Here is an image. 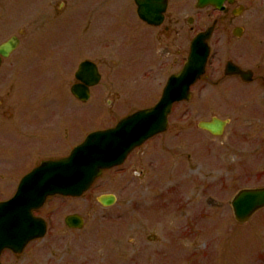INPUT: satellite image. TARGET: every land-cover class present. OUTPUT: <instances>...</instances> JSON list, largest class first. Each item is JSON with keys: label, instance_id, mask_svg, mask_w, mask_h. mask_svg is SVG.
I'll return each mask as SVG.
<instances>
[{"label": "flooded vegetation", "instance_id": "obj_1", "mask_svg": "<svg viewBox=\"0 0 264 264\" xmlns=\"http://www.w3.org/2000/svg\"><path fill=\"white\" fill-rule=\"evenodd\" d=\"M70 1V5L66 0H58V4L69 8L78 1L89 3L88 0ZM95 1L97 7L87 9L82 27L75 35V49L91 52L90 57H85L78 66L84 61L95 65L101 87L99 96L116 95L119 99L118 93H113L115 85L129 83L131 94L156 99L152 107L161 98L169 79L179 76V89L187 100L173 104L168 118L170 123L175 112L180 114L176 139L168 140L170 146L176 148L174 158L192 163L191 166L197 164L199 144L186 137L203 133L209 138L208 142L219 143V147L230 155L225 172L229 187L232 188L233 180L244 183L242 181L247 179L254 166L264 172V0ZM138 5L145 8L143 17L138 13ZM66 10L40 11L17 19L10 26L0 19V46L13 37L19 41L9 57L0 55V264L29 263L21 257L34 243L48 236L47 219L58 211L57 206L52 211L45 208L51 199L65 198L47 197L37 206L25 204L24 198L18 199L22 179L39 164L53 161L49 155L53 146H69L70 136L68 127L55 126L51 91L54 71L48 60L43 57L33 66L21 67L19 60L11 61L10 58L17 52L23 54L19 49L25 48L26 42L22 43L25 32L31 31L32 39L40 33L44 35ZM23 22L24 27L16 30L17 36L13 34L2 41L7 29L11 31ZM202 34L206 36L208 57L203 75L195 80L194 72L186 73L184 68L196 48L194 41ZM67 36L72 38L71 34ZM76 71L70 80L60 73L68 92L80 84L75 79ZM37 81L42 85L40 90L36 88ZM107 102L112 113L115 104ZM190 114L209 117L192 124L194 129H185L182 119ZM214 121L226 122L220 137L201 129L203 123L215 130ZM168 130L169 124L166 132ZM16 196V203H11ZM110 196L115 197L101 193L96 199L99 207L109 209L114 206L99 202V199ZM75 217L81 223L67 224V219ZM85 222L81 214L72 213L64 217L61 228L79 232ZM41 225L44 226L42 235ZM125 227L133 228V225L130 223ZM99 228L97 264H137L142 260L139 258L141 250L136 248L134 241H126L122 236L107 237L108 240L104 241ZM86 237L87 233L80 239ZM68 239L70 242L63 255L54 258L47 254L43 264H87V242L79 243L78 237L72 236ZM142 251L145 252V264H152L162 255L157 252L151 256L146 250ZM99 255L103 258L101 263ZM117 255L123 256L125 261L119 263Z\"/></svg>", "mask_w": 264, "mask_h": 264}, {"label": "rangeland", "instance_id": "obj_2", "mask_svg": "<svg viewBox=\"0 0 264 264\" xmlns=\"http://www.w3.org/2000/svg\"><path fill=\"white\" fill-rule=\"evenodd\" d=\"M66 1L71 4L70 0ZM88 1H78L68 8L67 5L60 6L58 0H0V19L8 26L17 19L40 11L55 13L67 8L44 35L40 33L32 39L31 31L25 32L22 39L23 45L26 42L25 48L19 49L23 54L17 52L10 58L11 61L19 60L21 67H29L44 57L54 71L51 82L54 122L56 127H68L70 145L55 144L49 153L51 160L65 158L70 149L87 135L112 128L132 109L148 108L156 102L155 98L131 94L129 83L115 85L113 93L117 92L119 99L116 95L99 96V85L91 90V98L86 103H80L70 95L60 73L70 80L78 64L85 57H90L91 52L75 49V35L82 27L87 9L98 5L95 0ZM18 24L11 31L7 29L2 41L16 35V30L24 27L25 22ZM35 85L41 89L39 81ZM107 101L115 104L112 113L108 110ZM208 117L197 114L184 116L183 126L194 129L192 124ZM179 118L180 114L175 112L166 133L132 152L121 167L107 170L82 197L51 199L45 209L52 211L57 206L58 211L47 219L48 236L34 243V247L21 258L27 259L28 264H43L47 254L59 258L70 242L69 236H72L78 237L79 243L87 242V264H97L100 226L104 241L108 240L107 237L122 236L126 241L136 243L142 259L137 264H145V252L142 250L151 256L162 253L152 264H264V211L248 223L238 225L229 206L240 189L264 186V172L254 166L250 172L247 171L244 183L233 180L232 188L229 187L225 182V172L230 155L219 147V143L208 142L209 138L203 133L186 137L191 142L197 140L199 144L197 164L191 166L192 163L175 159L176 148L171 147L168 140L176 139ZM104 192L116 197L115 205L109 209L99 207L96 201ZM72 213L81 214L86 220L79 232L61 228L64 217ZM133 219L136 225L132 223ZM130 223L133 228L125 227ZM130 229L133 230L131 233ZM86 233L87 237L80 239ZM117 258L119 263L125 261L123 256L117 255ZM102 261L99 255V263Z\"/></svg>", "mask_w": 264, "mask_h": 264}, {"label": "water", "instance_id": "obj_3", "mask_svg": "<svg viewBox=\"0 0 264 264\" xmlns=\"http://www.w3.org/2000/svg\"><path fill=\"white\" fill-rule=\"evenodd\" d=\"M144 12L145 8L139 5L138 13L141 17L144 16ZM205 40L206 36L201 35L194 41L196 48L184 68L186 73L190 70L194 72L195 80L203 74L208 56ZM16 45L17 41L11 39L0 47V55L7 57ZM76 79L83 81L86 86L73 87L72 93L80 101H87L89 99L87 87L95 86L99 81L95 67L88 62L82 63ZM180 82L179 76L172 77L159 103L152 109L132 114L121 120L113 129L88 135L65 159L42 163L22 180L18 193L19 201L24 198L25 204L32 202L37 206L49 195L79 196L86 191L102 170L122 164L134 148L166 130L167 116L171 112L172 104L187 99L179 89ZM214 124L215 130L207 125L200 126L214 135H220L225 123L214 121L213 126ZM16 200L17 196L11 203H16ZM99 202L104 206H110L114 199L103 197ZM231 206L235 219L239 223L245 222L254 212L264 207V188L239 192L232 200ZM74 223L79 224L81 221L76 217L67 219V224ZM43 230L44 226L41 225V235Z\"/></svg>", "mask_w": 264, "mask_h": 264}]
</instances>
